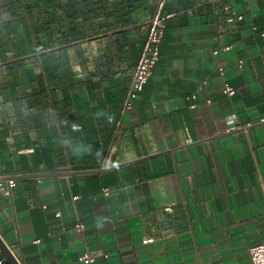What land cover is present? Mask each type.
<instances>
[{"label":"crops","instance_id":"crops-1","mask_svg":"<svg viewBox=\"0 0 264 264\" xmlns=\"http://www.w3.org/2000/svg\"><path fill=\"white\" fill-rule=\"evenodd\" d=\"M160 1L0 0V175L16 177L0 237L22 264H253L264 0H165L177 15L125 110Z\"/></svg>","mask_w":264,"mask_h":264},{"label":"built area","instance_id":"built-area-1","mask_svg":"<svg viewBox=\"0 0 264 264\" xmlns=\"http://www.w3.org/2000/svg\"><path fill=\"white\" fill-rule=\"evenodd\" d=\"M214 1L216 2L217 0ZM164 6L165 0H161L156 14L151 19L148 35L144 42L140 58L134 70L132 84L127 90L123 101V108L125 110L131 109L134 106V102L138 97V94L143 90L145 84L153 74L154 68L159 59L160 43L166 31L167 21L171 17L177 15V11H165ZM225 8L229 9V15L227 18V21L229 23H233L235 21L243 19L244 15L240 13L236 8L232 7L231 5H226ZM239 64L240 66H242V62H240ZM219 71L223 73L224 68L219 67ZM223 91L228 94H234L236 92V89L233 85L226 81L224 83ZM15 178L16 177L14 176L0 175V191L3 194H11V187L15 184ZM103 192L105 194H108L110 192V189L105 187L103 188ZM167 210H170V208L167 207ZM76 228L79 231L83 232L85 229V224L83 222H78L76 224ZM82 240L85 243V239ZM152 241H154L153 237H145L143 239V243H150ZM249 252L253 264H264V241L252 245L249 248ZM79 259L85 263H91L95 260V255L85 248Z\"/></svg>","mask_w":264,"mask_h":264},{"label":"water","instance_id":"water-1","mask_svg":"<svg viewBox=\"0 0 264 264\" xmlns=\"http://www.w3.org/2000/svg\"><path fill=\"white\" fill-rule=\"evenodd\" d=\"M0 264H22L0 237Z\"/></svg>","mask_w":264,"mask_h":264}]
</instances>
